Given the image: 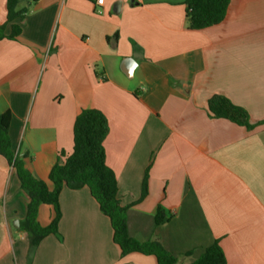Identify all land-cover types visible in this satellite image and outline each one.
I'll return each instance as SVG.
<instances>
[{
	"label": "crops",
	"instance_id": "crops-1",
	"mask_svg": "<svg viewBox=\"0 0 264 264\" xmlns=\"http://www.w3.org/2000/svg\"><path fill=\"white\" fill-rule=\"evenodd\" d=\"M22 7L20 34L0 39V113H11V147L24 167L51 189L52 165L72 151L76 115L96 108L108 121L105 161L131 236L161 242L181 258L175 264H189L213 239L225 264H264V0H230L223 20L202 29L188 27L184 0H19ZM5 17L0 0V25ZM214 94L244 108L252 127L211 117ZM187 185L196 203L185 200ZM28 201L0 154V264H27ZM58 203L60 236L42 238L30 264L157 263L121 255L86 186L63 187ZM158 206L169 219L156 226ZM182 213L198 214L204 228L192 247L167 231ZM52 217L40 204L39 224Z\"/></svg>",
	"mask_w": 264,
	"mask_h": 264
},
{
	"label": "trees",
	"instance_id": "trees-1",
	"mask_svg": "<svg viewBox=\"0 0 264 264\" xmlns=\"http://www.w3.org/2000/svg\"><path fill=\"white\" fill-rule=\"evenodd\" d=\"M35 1V0H32ZM19 0H5L6 17L0 25V39H15L21 27L14 20H22L27 11L26 7L18 8ZM230 0H184L186 5V18L188 27L202 29L219 23L225 17ZM10 26V32L5 29ZM211 117L225 118L239 125L251 128L247 111L235 105L229 98L221 94L212 95L207 102ZM11 113H0V154L13 166L19 179L20 187L28 194L29 201L26 215L21 222L29 238L27 264L42 238L49 234L59 237L58 221L60 208L58 203L59 192L63 187L79 189L86 186L90 194L97 201L101 212L109 218L113 241L119 246L121 255L131 252L153 255L156 264H175L176 255L161 242L154 239L138 240L128 233L126 221V206H122L117 196V180L113 170L106 164L104 139L108 134L109 125L105 115L96 108H84L75 117L72 129V151L59 153L56 162L52 165L48 181L52 184L50 189L47 183L35 177L27 170L22 160L11 147L8 134ZM148 171L145 172L139 200L148 192ZM185 200L196 203L195 196L189 185L184 190ZM40 204H49L53 208V217L47 225L42 226L37 220V211ZM168 217L164 210L158 206L153 217L154 225L159 226ZM186 250L184 254H190ZM225 255L217 240L202 246L199 254L189 264H225Z\"/></svg>",
	"mask_w": 264,
	"mask_h": 264
},
{
	"label": "rangeland",
	"instance_id": "rangeland-1",
	"mask_svg": "<svg viewBox=\"0 0 264 264\" xmlns=\"http://www.w3.org/2000/svg\"><path fill=\"white\" fill-rule=\"evenodd\" d=\"M167 231L170 236H173V239H174V233L175 235L176 234L180 235L181 239L183 240L181 242L183 247L184 246L192 247L193 243L198 244L200 241H202L200 240V238L202 237L204 238V228L198 214H193L189 216L187 213L186 214L182 213L177 217L172 218L170 220V224L167 228ZM196 246L199 247L198 245ZM198 252H199V248L198 250H196L195 255ZM173 253L176 255L177 259L178 258L181 259L177 253L175 252Z\"/></svg>",
	"mask_w": 264,
	"mask_h": 264
},
{
	"label": "built area",
	"instance_id": "built-area-1",
	"mask_svg": "<svg viewBox=\"0 0 264 264\" xmlns=\"http://www.w3.org/2000/svg\"><path fill=\"white\" fill-rule=\"evenodd\" d=\"M102 1H103V0H96V3H97L98 5H101V4H102ZM97 12H100V10H97Z\"/></svg>",
	"mask_w": 264,
	"mask_h": 264
}]
</instances>
